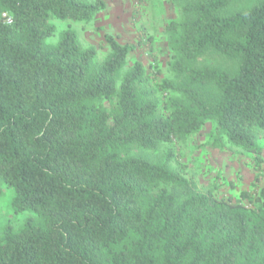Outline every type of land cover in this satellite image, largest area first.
<instances>
[{"label":"trees","instance_id":"16d2710c","mask_svg":"<svg viewBox=\"0 0 264 264\" xmlns=\"http://www.w3.org/2000/svg\"><path fill=\"white\" fill-rule=\"evenodd\" d=\"M230 1L183 4L161 102L134 46L105 35L98 61L71 28L45 43L51 18L88 22L102 0H0V197L26 216L4 226L0 264H264V187L247 205L199 194L156 156L211 121L261 164L264 0L221 15Z\"/></svg>","mask_w":264,"mask_h":264},{"label":"rangeland","instance_id":"374dc122","mask_svg":"<svg viewBox=\"0 0 264 264\" xmlns=\"http://www.w3.org/2000/svg\"><path fill=\"white\" fill-rule=\"evenodd\" d=\"M94 1V0H86ZM104 8L88 22L61 21L55 18L50 23L55 33L45 40L47 45L57 43L60 34L71 28L77 33L79 43L96 50L98 61L103 60L108 50L105 35L113 36L120 45L134 46L128 54L127 65L140 62L164 102L168 94L158 89L163 79L175 81L169 64L173 50L170 45L169 26L182 19V6L188 0H102ZM259 0H231L221 11L228 15L251 8ZM210 63L224 65L215 57ZM263 147L261 164L255 165L253 156L237 148L214 132V124L206 122L202 129L192 136L174 139L163 144L156 156L172 153V166L189 180L191 189L199 194L213 195L247 205L240 198L242 192L253 193L264 187V137L259 141ZM13 192L3 186L0 197V234L6 224L19 227L26 216L15 215L10 201Z\"/></svg>","mask_w":264,"mask_h":264},{"label":"built area","instance_id":"2783aa9c","mask_svg":"<svg viewBox=\"0 0 264 264\" xmlns=\"http://www.w3.org/2000/svg\"><path fill=\"white\" fill-rule=\"evenodd\" d=\"M2 18L5 19V22H6V23H11V22H12L11 17L8 16L6 13H3V14H2Z\"/></svg>","mask_w":264,"mask_h":264}]
</instances>
